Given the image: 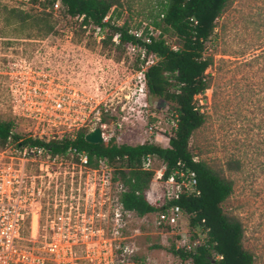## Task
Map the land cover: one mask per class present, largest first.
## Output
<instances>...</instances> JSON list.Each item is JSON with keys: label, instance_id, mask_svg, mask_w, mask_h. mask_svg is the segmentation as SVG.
Wrapping results in <instances>:
<instances>
[{"label": "rangeland", "instance_id": "obj_1", "mask_svg": "<svg viewBox=\"0 0 264 264\" xmlns=\"http://www.w3.org/2000/svg\"><path fill=\"white\" fill-rule=\"evenodd\" d=\"M42 1L0 0V118L15 120L13 94L25 93L26 85L38 83L75 103L62 119L65 123L52 122L50 131L74 137L82 127L90 132L102 127L106 142L114 138L118 144L150 142L169 147L174 116L165 100L149 93L141 75L143 64L148 68L157 57L142 58L139 50L105 44L99 38L104 33L94 25L85 28L82 17L67 15L64 6L45 8ZM161 1L128 0L115 21L158 36L151 13L157 14ZM27 14L52 15L54 31L43 34L30 27L31 21L17 18ZM38 37L47 38L29 40ZM166 37L178 48L173 33ZM207 53L214 59L208 70L210 88L198 96L207 121L194 133L191 151L234 182V192L223 208L242 220L243 245L255 255L253 264H264V0L231 2L217 20ZM28 128L25 120L17 125L20 133ZM233 160L241 161V170H228L227 163ZM163 164L156 158L157 169ZM57 169L61 175L47 177L53 182L50 194L55 195L57 179L64 181L57 190L65 196V239L76 246L73 257H64L66 264L180 261L171 250L174 234L157 230L155 212L140 217L122 208V186L115 180L113 166L101 162L98 169L90 168L70 151L52 170ZM158 187L153 182L147 192L154 205L161 196ZM118 210L124 213L123 227L115 220ZM186 229L192 233L194 227ZM195 229L196 237L208 240L204 230Z\"/></svg>", "mask_w": 264, "mask_h": 264}, {"label": "trees", "instance_id": "obj_2", "mask_svg": "<svg viewBox=\"0 0 264 264\" xmlns=\"http://www.w3.org/2000/svg\"><path fill=\"white\" fill-rule=\"evenodd\" d=\"M57 1L44 0L41 3L45 8L54 9ZM61 1L67 15L72 18L84 16L81 26L101 27L105 44L111 43L122 48L139 43V46L146 48V58L151 55L157 57V61L145 72L146 83L152 96L169 104L176 127L169 136V147L150 142L139 145L118 144L114 138L109 142L93 143L86 139L90 130L82 127L74 137L66 135L63 140L52 139L48 143L52 155L67 156L72 149H77L76 155L86 154L85 164L90 168L98 169L101 162L113 166L115 180L122 186L120 202L126 210L134 211L140 217L161 210L148 199L147 192L151 188L154 172L142 168L143 159L148 155L161 159L167 166V174L179 160L188 162L198 173L202 195L181 203L191 215L192 227L202 231L210 228L209 238L198 248L193 264H253L255 255L243 245L245 227L242 220L228 214L223 208V203L234 192V182L207 162L195 161L190 147L194 133L207 121V115L198 105V96L210 88L208 70L214 63L213 57L207 53V43L215 33L217 20L235 0L161 1L157 14L154 16L151 13L152 26L160 34L151 35L150 43L134 35L127 23L118 25L115 21L120 14L119 10L125 7L128 0ZM49 17L27 14L17 18L23 22L31 21L30 27L48 34L55 28L53 16ZM149 33L148 30L144 35ZM168 33H173L177 38V49L168 43ZM118 34L120 42L116 43L114 38ZM13 130H16L15 139L21 138L15 120L0 118V147L6 145ZM227 168L239 171L242 163L239 160L229 161ZM171 250L188 258L187 254H180L173 246ZM216 253L223 255V259H216Z\"/></svg>", "mask_w": 264, "mask_h": 264}, {"label": "built area", "instance_id": "obj_3", "mask_svg": "<svg viewBox=\"0 0 264 264\" xmlns=\"http://www.w3.org/2000/svg\"><path fill=\"white\" fill-rule=\"evenodd\" d=\"M62 6V1L58 0L54 9L59 10ZM97 30L102 32L101 27ZM132 33L145 43H150L154 34ZM119 37V34L115 36L116 43L120 42ZM99 38L102 41L105 35ZM129 48L139 50L142 58L146 57V48L139 43ZM146 70L143 64L141 75L145 80ZM26 86L25 93L13 94L12 110L16 124L25 120L29 128L19 139H15L16 130H13L6 145L0 147V264H66L64 257L67 254L73 257L76 246L65 239V196L57 190L64 181L57 179L54 182L56 191L51 196L53 182L47 180L53 174L61 175L59 169H52L64 157L53 156L48 143L52 139L63 140L65 136L64 131H50L48 125L66 120L75 103L68 96L53 94L48 87L38 83ZM72 151L76 153L77 149ZM78 155L87 163L85 153ZM156 158L148 155L142 165L144 170L154 172L153 182L161 191L155 205L161 208L155 212V227L160 233L174 234L173 247L180 254L188 255L186 259L178 255L180 261L177 264H193L198 248L207 240L196 237L195 228L192 233L186 229L189 225L191 230V215L181 202L202 195L198 173L188 162L179 160L167 174L166 164L160 169L155 167ZM121 206L127 214H132L133 211L126 210L122 203ZM187 218L190 221L186 224ZM124 219V213L118 210L115 213L118 227L124 226ZM204 231L208 235L210 228ZM215 258L221 260L223 255L216 253Z\"/></svg>", "mask_w": 264, "mask_h": 264}, {"label": "water", "instance_id": "obj_4", "mask_svg": "<svg viewBox=\"0 0 264 264\" xmlns=\"http://www.w3.org/2000/svg\"><path fill=\"white\" fill-rule=\"evenodd\" d=\"M86 139L93 143H102L105 141L102 127H97L93 131L89 132Z\"/></svg>", "mask_w": 264, "mask_h": 264}, {"label": "flooded vegetation", "instance_id": "obj_5", "mask_svg": "<svg viewBox=\"0 0 264 264\" xmlns=\"http://www.w3.org/2000/svg\"><path fill=\"white\" fill-rule=\"evenodd\" d=\"M47 37H44V38H42V37H38V38H31V39H29V40H31V41H38V42H41V41H44L45 39H46ZM80 227V226H79ZM68 229H70V228H68ZM80 229V228H79ZM78 229V230H79ZM77 230V229H76Z\"/></svg>", "mask_w": 264, "mask_h": 264}]
</instances>
